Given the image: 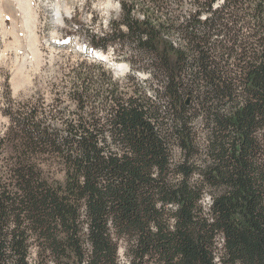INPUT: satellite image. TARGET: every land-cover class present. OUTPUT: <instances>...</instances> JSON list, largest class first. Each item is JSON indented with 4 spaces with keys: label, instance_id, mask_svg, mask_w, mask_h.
<instances>
[{
    "label": "trees",
    "instance_id": "obj_1",
    "mask_svg": "<svg viewBox=\"0 0 264 264\" xmlns=\"http://www.w3.org/2000/svg\"><path fill=\"white\" fill-rule=\"evenodd\" d=\"M175 2L91 37L126 74L4 107L0 264H264V0Z\"/></svg>",
    "mask_w": 264,
    "mask_h": 264
},
{
    "label": "rangeland",
    "instance_id": "obj_2",
    "mask_svg": "<svg viewBox=\"0 0 264 264\" xmlns=\"http://www.w3.org/2000/svg\"><path fill=\"white\" fill-rule=\"evenodd\" d=\"M121 1L0 0V137L10 124L3 114L10 100L15 105L56 103L58 91L67 89L71 72L87 56L104 58L119 74L130 71L118 43L110 42L106 51L91 46L92 36L113 31L112 22L121 16ZM184 7H190L187 0ZM85 65L97 69L93 64ZM141 75L149 76L146 72ZM62 105L75 108L68 99ZM5 155L0 152V163Z\"/></svg>",
    "mask_w": 264,
    "mask_h": 264
},
{
    "label": "bare ground",
    "instance_id": "obj_3",
    "mask_svg": "<svg viewBox=\"0 0 264 264\" xmlns=\"http://www.w3.org/2000/svg\"><path fill=\"white\" fill-rule=\"evenodd\" d=\"M58 16H59V15H58ZM96 54H97V55H100V56L103 55V54H101L100 52H96ZM102 57H103V56H102Z\"/></svg>",
    "mask_w": 264,
    "mask_h": 264
},
{
    "label": "water",
    "instance_id": "obj_4",
    "mask_svg": "<svg viewBox=\"0 0 264 264\" xmlns=\"http://www.w3.org/2000/svg\"><path fill=\"white\" fill-rule=\"evenodd\" d=\"M104 60V58H102Z\"/></svg>",
    "mask_w": 264,
    "mask_h": 264
}]
</instances>
